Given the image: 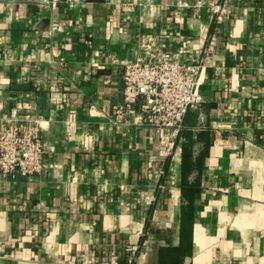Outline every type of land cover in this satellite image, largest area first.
Masks as SVG:
<instances>
[{
  "label": "crops",
  "instance_id": "1",
  "mask_svg": "<svg viewBox=\"0 0 264 264\" xmlns=\"http://www.w3.org/2000/svg\"><path fill=\"white\" fill-rule=\"evenodd\" d=\"M143 40L203 59L168 156L138 106L113 108ZM11 116L48 149L40 172L0 173V264H264V0H0Z\"/></svg>",
  "mask_w": 264,
  "mask_h": 264
},
{
  "label": "built area",
  "instance_id": "2",
  "mask_svg": "<svg viewBox=\"0 0 264 264\" xmlns=\"http://www.w3.org/2000/svg\"><path fill=\"white\" fill-rule=\"evenodd\" d=\"M218 10L217 4L214 11ZM140 46L142 54L123 66L122 101L113 106L115 117L124 121L138 106V117L155 131L157 154L168 156L186 111L198 104L203 59L180 61L168 51H154L148 40L141 41ZM47 149L38 118L0 117V173L40 172L46 164ZM109 264H118L114 254L109 256Z\"/></svg>",
  "mask_w": 264,
  "mask_h": 264
},
{
  "label": "trees",
  "instance_id": "3",
  "mask_svg": "<svg viewBox=\"0 0 264 264\" xmlns=\"http://www.w3.org/2000/svg\"><path fill=\"white\" fill-rule=\"evenodd\" d=\"M185 228H186V224L184 223V226H183V219H182V231H184ZM166 251L167 252H164L161 254L159 264H176L178 255L179 253H181L180 250L179 249H169Z\"/></svg>",
  "mask_w": 264,
  "mask_h": 264
}]
</instances>
